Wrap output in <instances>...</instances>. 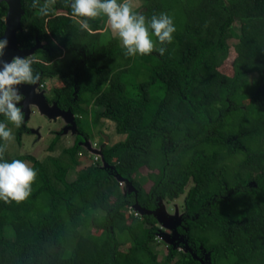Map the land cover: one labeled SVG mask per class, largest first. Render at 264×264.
Masks as SVG:
<instances>
[{"label": "trees", "instance_id": "obj_1", "mask_svg": "<svg viewBox=\"0 0 264 264\" xmlns=\"http://www.w3.org/2000/svg\"><path fill=\"white\" fill-rule=\"evenodd\" d=\"M139 1L146 18L167 13L173 19L176 31L163 56H125L103 29L105 18L90 21L89 33L65 0H57L48 17L38 15L32 0H20L17 48L39 43L30 55L38 85L56 78L47 103L75 116L76 133L47 163L13 158L29 160L37 177L24 202L0 201V264H264V0ZM5 13L0 2V37ZM231 37L228 77L216 67ZM141 75L145 80L128 81ZM90 104L103 111H89L88 123ZM100 116L123 136L101 145L108 169L96 161L66 181V172L79 165L78 143L90 138L85 126L95 127ZM0 122H6L2 115ZM141 167L149 174L138 179ZM113 176L132 192L122 193ZM189 181L175 227L174 244L183 251L168 245L159 261L155 219L124 209L153 211L159 200L179 197ZM7 227L11 240L3 236Z\"/></svg>", "mask_w": 264, "mask_h": 264}, {"label": "clouds", "instance_id": "obj_2", "mask_svg": "<svg viewBox=\"0 0 264 264\" xmlns=\"http://www.w3.org/2000/svg\"><path fill=\"white\" fill-rule=\"evenodd\" d=\"M57 0H32L31 7L37 9L40 17H48ZM70 7L71 17L81 29L91 33L90 21L103 17L111 33L124 50V55L145 56L157 51L160 56L166 52V45L173 42L176 31L173 19L167 13L146 18L134 10L133 0H65ZM8 41L0 40V58ZM31 56H15L10 62L0 59V115L6 122H0V201L5 204L24 202L32 194V185L37 171L30 163L21 159H4V153L15 137L9 125L21 127L24 119L22 85H37L40 74L33 70Z\"/></svg>", "mask_w": 264, "mask_h": 264}, {"label": "rangeland", "instance_id": "obj_3", "mask_svg": "<svg viewBox=\"0 0 264 264\" xmlns=\"http://www.w3.org/2000/svg\"><path fill=\"white\" fill-rule=\"evenodd\" d=\"M134 4V10L137 12H140V1L139 0H133ZM111 37H114L118 40V38L111 33L110 30H107ZM232 33L234 35L238 34V23L234 22L232 24ZM118 43L120 45V42L118 40ZM236 44V39L234 37H231L227 40V49L226 53L223 57V59L220 61L218 66L216 67V70L218 73L230 77L232 75V62L235 58V52H234V45ZM136 65H140L143 67L145 64L137 58L135 60ZM150 65H157V62L154 59H151ZM46 69H50L49 66L45 67ZM252 77V76H251ZM133 80L135 82L143 81L145 80V77L141 75L138 78L129 77L128 81L133 83ZM110 82V80H109ZM113 81H111L109 84L112 85ZM59 85V82L56 80V78L53 79H45L43 84L37 85V87L34 89L33 94H41L43 100L45 101L47 105V98L50 97V92L54 87H57ZM91 106L87 107V122H90V112L92 111L94 114H101L103 111V106H95L94 104H90ZM248 105V102H242L240 105L241 109H244ZM51 106V105H49ZM26 109L28 111L27 119H23V123L21 125L20 130L21 133L18 134V140H17V130L19 128H16L12 125H9V127L12 129L13 135L15 139L8 144V147L4 153V157L6 159H13L16 157H29L36 161L47 163V158L52 157L56 158L59 157L62 153V149L68 148L72 145L74 142V134L76 133V129L74 131L67 130L65 128L66 124L62 118H54L49 119L46 115L40 113L38 107L34 103H28L26 106ZM73 118L75 117L72 115ZM97 125L95 127L85 126V131L89 133L90 138L85 139L82 143H78V147H80V150L77 152L76 159L78 161V166L72 169H69L66 172L65 180L70 182L72 181L76 173L83 169L90 164H93L97 161V163L100 164L102 167L103 164L101 163L100 156L98 155V152L100 151L101 145H113L114 143H117L123 139V136L115 134L114 131V124L109 121L108 119L104 118L103 116H100L97 119ZM106 137L107 141L103 140V138ZM56 140L55 147L52 151L48 149L51 142L53 140ZM101 139L103 141H101ZM85 143V144H84ZM30 163L29 160H25ZM105 169H108V167H105ZM147 174H149V171L145 167H141L138 170L137 178L141 179L144 178ZM117 184L119 185L118 188L122 193H129L132 192V188L122 182L116 180V176H113ZM192 185L191 181L187 183L185 186L183 193L173 200H159L157 202L158 209L163 213V216L165 218L170 219L169 222L163 220L160 221L156 218L155 219V227L157 229V233L155 234L154 240H155V251L157 252V260H162L163 257L166 255L167 252V246H171L177 251H183L180 248H177V246L174 244L175 241L179 240V237L177 234H175V230L172 227L173 222H177L179 218L181 217V210H182V202L183 197L188 190V188ZM151 183L146 181L143 184V189L145 191H148L150 188ZM110 202H112V198L109 199ZM125 215H132L133 217H139V213L136 214V216L133 215V209L128 208L124 209ZM172 222V223H171ZM88 231L92 234H98V231H96L94 228L90 227ZM3 236L6 239H12V232L7 227L4 229ZM213 241L217 242L219 239H214ZM126 247H122V251H125Z\"/></svg>", "mask_w": 264, "mask_h": 264}, {"label": "water", "instance_id": "obj_4", "mask_svg": "<svg viewBox=\"0 0 264 264\" xmlns=\"http://www.w3.org/2000/svg\"><path fill=\"white\" fill-rule=\"evenodd\" d=\"M0 2L4 3L6 6V13L3 18L4 31H3L2 36L0 37V40L6 39L8 41L7 46L4 50V55L0 59H3V61H6V62H10L11 59L15 56H20V57L30 56L33 53V51L39 47V43L35 42L34 46L31 47L30 49L20 50L17 48L16 41H15V34L21 31L20 18L23 14V11L21 9L20 0H0ZM37 85L20 86V92L23 96V100L21 101V104L23 105L24 120L27 119V114H28V111L26 109L27 104L34 103L37 105L40 113L46 115L47 118L49 119H54L57 117L62 118L66 124L64 130L67 129V130L74 131L75 124L73 122L72 114L69 111L59 110L55 106V104H52L51 106H49L47 103L46 105L41 94H33V91L37 87ZM103 140L106 143L107 141L106 137H104ZM98 155L100 156L101 163L103 164L102 167L103 168L108 167L107 164L103 161L100 151L98 152ZM116 180L122 181L118 177H116ZM124 183H126L128 187L130 186L127 182H124ZM132 209H134V211H136L140 215L149 214L152 217L160 221L165 220L169 222L170 220L163 216V213L158 209V207L155 210L148 211V212L142 210L137 205H134ZM179 223H180V218L177 222L172 223V227L174 228V230H175V227Z\"/></svg>", "mask_w": 264, "mask_h": 264}, {"label": "crops", "instance_id": "obj_5", "mask_svg": "<svg viewBox=\"0 0 264 264\" xmlns=\"http://www.w3.org/2000/svg\"><path fill=\"white\" fill-rule=\"evenodd\" d=\"M103 29H105V30H110V29H108V26H107V24H106V20L104 21Z\"/></svg>", "mask_w": 264, "mask_h": 264}, {"label": "built area", "instance_id": "obj_6", "mask_svg": "<svg viewBox=\"0 0 264 264\" xmlns=\"http://www.w3.org/2000/svg\"><path fill=\"white\" fill-rule=\"evenodd\" d=\"M137 212L133 211V215L136 216Z\"/></svg>", "mask_w": 264, "mask_h": 264}, {"label": "flooded vegetation", "instance_id": "obj_7", "mask_svg": "<svg viewBox=\"0 0 264 264\" xmlns=\"http://www.w3.org/2000/svg\"><path fill=\"white\" fill-rule=\"evenodd\" d=\"M182 215H183V209L181 210V217H182ZM180 226V225H179ZM179 241V240H178Z\"/></svg>", "mask_w": 264, "mask_h": 264}]
</instances>
